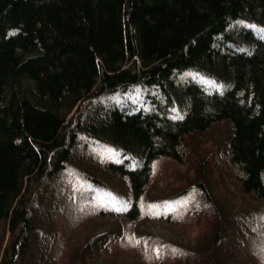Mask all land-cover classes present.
<instances>
[{"label":"trees","instance_id":"obj_1","mask_svg":"<svg viewBox=\"0 0 264 264\" xmlns=\"http://www.w3.org/2000/svg\"><path fill=\"white\" fill-rule=\"evenodd\" d=\"M218 121L231 129L226 157L241 191L263 205L255 220L246 214L258 222L246 245L233 243L244 215L225 214L201 181L145 197L154 162L180 161L182 137ZM71 178L77 209L118 223L147 210L171 222L203 203L208 234L159 239L157 264H261L264 0H0V264L30 256L38 221L49 223L34 205L51 180L53 193ZM118 223L84 248L107 250ZM84 256L74 264H105Z\"/></svg>","mask_w":264,"mask_h":264},{"label":"rangeland","instance_id":"obj_2","mask_svg":"<svg viewBox=\"0 0 264 264\" xmlns=\"http://www.w3.org/2000/svg\"><path fill=\"white\" fill-rule=\"evenodd\" d=\"M230 131L227 122L218 121L206 130L185 134L181 139L180 161L161 157L154 162L153 174L145 197L149 203H152L157 198L173 196L187 188L196 190L197 183L201 181L206 184L218 208L224 210L225 214L237 213V217L244 215L245 222L241 224L243 229L240 238L233 243L241 242V245H246L245 236L254 225L256 230L258 228V222L252 223L251 220H247L246 214H250L249 217L253 216L255 220L257 214L255 210L263 205L261 201L241 191L236 169L227 161ZM70 180L72 181L63 180L66 184L63 189L62 184L58 183L60 187L55 192L52 190L53 193L47 190L52 185V181H55L51 180L45 188V194L48 196L50 192V196L43 197L44 202L34 205L33 208L37 212L47 211L45 218L49 223L43 225L38 221L39 228L31 237L29 249L31 254L21 264H74L73 260H78L80 254L86 255L84 256L88 260L86 262L99 260L105 264H157L155 256L159 251V239L191 242L196 237L203 238L208 234V216L203 203L198 209H195L196 206L192 203L185 207L186 209L179 208L171 222L158 220L147 210L134 221L118 223L108 218H99L90 209H86L90 208L88 205L84 209H77L78 206L71 201L70 188L71 184L77 186V182L73 178ZM55 215H58L57 221ZM52 221L56 223L53 224ZM117 223L123 228L121 238L111 240L109 248L101 250L96 257L92 248L88 251L93 256L88 253L84 248L86 242L99 233L106 234L111 225ZM40 229L44 234L42 232L39 235ZM8 234L7 224L0 221V256ZM253 240L251 238V241ZM258 244L260 245L259 242ZM260 246L264 247V244L261 243ZM234 252L244 254L245 247H236ZM262 257L258 258L261 264H264V255Z\"/></svg>","mask_w":264,"mask_h":264}]
</instances>
